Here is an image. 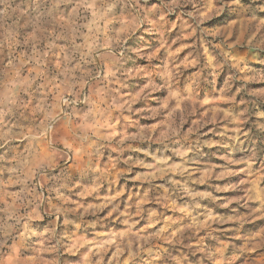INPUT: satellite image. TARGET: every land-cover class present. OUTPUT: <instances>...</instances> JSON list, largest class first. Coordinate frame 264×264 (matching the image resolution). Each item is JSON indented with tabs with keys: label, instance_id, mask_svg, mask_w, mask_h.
<instances>
[{
	"label": "clouds",
	"instance_id": "obj_1",
	"mask_svg": "<svg viewBox=\"0 0 264 264\" xmlns=\"http://www.w3.org/2000/svg\"><path fill=\"white\" fill-rule=\"evenodd\" d=\"M0 264H264V0H0Z\"/></svg>",
	"mask_w": 264,
	"mask_h": 264
}]
</instances>
